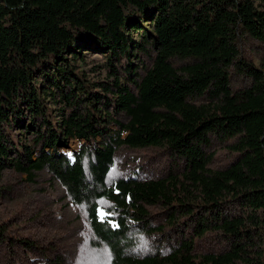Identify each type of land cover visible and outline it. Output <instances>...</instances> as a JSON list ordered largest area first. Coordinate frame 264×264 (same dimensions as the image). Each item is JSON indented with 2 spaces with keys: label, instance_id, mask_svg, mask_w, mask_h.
<instances>
[{
  "label": "trees",
  "instance_id": "1",
  "mask_svg": "<svg viewBox=\"0 0 264 264\" xmlns=\"http://www.w3.org/2000/svg\"><path fill=\"white\" fill-rule=\"evenodd\" d=\"M243 36L264 46V0H0V170H47L110 264H264V56L242 60ZM88 53L104 62L87 67ZM74 138L88 144L70 158L60 149ZM214 138L232 153L216 169ZM121 145L176 160L163 177L135 170L108 186ZM134 230L164 243L137 256ZM208 232L225 247L197 261Z\"/></svg>",
  "mask_w": 264,
  "mask_h": 264
},
{
  "label": "rangeland",
  "instance_id": "2",
  "mask_svg": "<svg viewBox=\"0 0 264 264\" xmlns=\"http://www.w3.org/2000/svg\"><path fill=\"white\" fill-rule=\"evenodd\" d=\"M135 38L139 36L135 34ZM238 49L242 60L259 66L264 56L263 45L243 36ZM85 56L87 67L104 62L100 55L88 53ZM104 72L105 69H101V73ZM229 73L232 88L248 83L236 66ZM110 128L116 127L111 125ZM87 144L83 140L70 139L68 147L61 148L60 152L72 158L74 152ZM229 145L220 139L212 140L206 149L210 168L223 167L231 159ZM175 160L162 147L121 145L114 154L106 183L111 186L115 180L135 170L141 178L163 177ZM98 202L102 215L111 203L104 198ZM158 209L149 208V213L154 214L153 226L164 222L163 216L155 215ZM181 230V225H177L171 235L180 236ZM217 234L208 232L195 238L192 251L195 260L223 250L225 243ZM183 235L188 238L186 232ZM129 237L130 250L137 256L154 253L165 240L158 233L149 235L137 230ZM110 261V251L93 235L84 209L71 202L65 188L47 170L34 171L31 175L14 169L0 170V264H110Z\"/></svg>",
  "mask_w": 264,
  "mask_h": 264
}]
</instances>
